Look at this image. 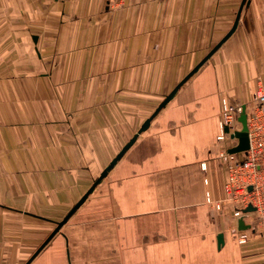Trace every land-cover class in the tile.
<instances>
[{"label": "crops", "instance_id": "1", "mask_svg": "<svg viewBox=\"0 0 264 264\" xmlns=\"http://www.w3.org/2000/svg\"><path fill=\"white\" fill-rule=\"evenodd\" d=\"M243 1L0 0V264L31 259ZM259 82L247 0L29 264H264V235L241 244L214 207L224 102L248 114Z\"/></svg>", "mask_w": 264, "mask_h": 264}, {"label": "built area", "instance_id": "2", "mask_svg": "<svg viewBox=\"0 0 264 264\" xmlns=\"http://www.w3.org/2000/svg\"><path fill=\"white\" fill-rule=\"evenodd\" d=\"M120 3L123 0H108ZM241 107L229 106L224 102L223 116L219 122L216 139L220 146L219 158L225 170L223 191L225 199L216 202L217 209H225L227 219L235 227L243 219L264 225V83L259 82L253 105L248 113L249 148L240 152H231L238 143L235 133L241 129L239 114ZM205 169L206 167L203 166ZM209 201H211L208 198ZM226 202L224 206L223 203ZM252 206L253 210H246ZM241 244L246 243L248 234L238 230Z\"/></svg>", "mask_w": 264, "mask_h": 264}, {"label": "water", "instance_id": "3", "mask_svg": "<svg viewBox=\"0 0 264 264\" xmlns=\"http://www.w3.org/2000/svg\"><path fill=\"white\" fill-rule=\"evenodd\" d=\"M247 0L243 1V4L237 14L235 23L232 27V29L223 37V39L202 59V61L196 65L188 73V75L180 82L178 85L165 97V99L162 101V103L159 105L157 110L148 118L145 120V122L142 124L141 128L139 131L130 139V141L123 147V149L116 155V157L113 158V160L107 165V167L103 170L101 173L100 177L95 181V183L92 185V187L89 189V191L80 199V201L73 207V209L68 213V215L58 223L57 228L53 233L44 241V243L37 249V251L34 253V255L31 257V259L26 263L29 264L30 261L33 259V257L39 253L42 248L48 243V241L52 238V236L60 229V227L68 220V218L76 211V209L84 202V200L88 197V195L92 192V190L95 188V186L107 175L108 171L117 163V161L121 158V156L126 152V150L135 142L136 138L138 137V134L146 130L153 119V117L157 114V112L164 107L168 101H170L179 87L189 78L191 77L199 68L200 66L211 57V55L221 46V44L234 32L236 29V26L238 24L240 15H241V10L243 8V5L245 4ZM239 121L242 124V127L240 130H238L235 133V136L238 138V143L235 145L233 148L230 149L231 152H240L244 151L249 148V134H248V114L246 110V105L242 106L241 113L239 115ZM254 208L252 206H249L246 210H253ZM239 229H247L249 228V225H247L243 219L239 220L238 224ZM224 243V238H223V233H220L218 235V244L221 246V244Z\"/></svg>", "mask_w": 264, "mask_h": 264}, {"label": "rangeland", "instance_id": "4", "mask_svg": "<svg viewBox=\"0 0 264 264\" xmlns=\"http://www.w3.org/2000/svg\"><path fill=\"white\" fill-rule=\"evenodd\" d=\"M241 127H242V124H241ZM221 160V159H220ZM221 163H222V161H221ZM221 167H222V169H223V165L221 164ZM223 171H224V173H225V170L223 169ZM208 198L212 201L213 199L210 197V195L208 196ZM223 199H225V192L223 191V193H222V195H221V198H218V200L216 201V202H218V201H221V200H223ZM208 200V199H207ZM209 201V200H208ZM211 201H209V202H211ZM215 202V201H214ZM223 205L225 206L226 205V202H224L223 203ZM215 208H216V205L214 206ZM217 209V208H216ZM217 210H219V211H221L223 214H224V216H226V219H227V213H226V211H225V209H217ZM238 224H239V221H238ZM247 224V223H246ZM247 225H249V228H256L259 232H260V234L261 235H264V225L262 224V222H261V224L260 223H255V226L254 227H250V222L247 224ZM234 232H236L237 233V240L239 241V239H238V233H239V231L238 230H244L245 231V233H247L248 234V237L250 236V232L248 231L249 230V228H247V229H239V227L237 226V227H235V225L234 224H231V227H230ZM248 241V240H247Z\"/></svg>", "mask_w": 264, "mask_h": 264}]
</instances>
